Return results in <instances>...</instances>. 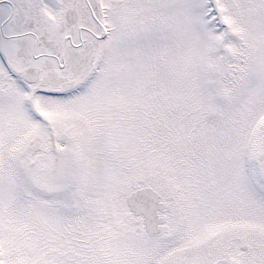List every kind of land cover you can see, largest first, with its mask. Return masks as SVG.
I'll list each match as a JSON object with an SVG mask.
<instances>
[{
  "label": "snow or ice",
  "instance_id": "1",
  "mask_svg": "<svg viewBox=\"0 0 264 264\" xmlns=\"http://www.w3.org/2000/svg\"><path fill=\"white\" fill-rule=\"evenodd\" d=\"M0 264H264V0H0Z\"/></svg>",
  "mask_w": 264,
  "mask_h": 264
}]
</instances>
